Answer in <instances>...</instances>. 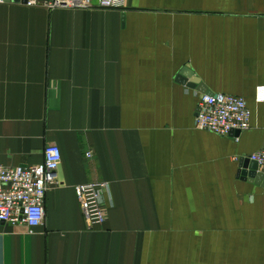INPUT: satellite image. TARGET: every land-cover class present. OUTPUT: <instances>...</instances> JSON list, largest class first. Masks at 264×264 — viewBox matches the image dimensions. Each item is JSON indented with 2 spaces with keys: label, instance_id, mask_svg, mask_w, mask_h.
Listing matches in <instances>:
<instances>
[{
  "label": "crops",
  "instance_id": "0c3cea01",
  "mask_svg": "<svg viewBox=\"0 0 264 264\" xmlns=\"http://www.w3.org/2000/svg\"><path fill=\"white\" fill-rule=\"evenodd\" d=\"M243 97L251 128L196 127L201 94ZM264 0H127L48 12L0 3V164L57 145L45 224L0 226V264H264V187L238 178L264 150ZM87 154H90L87 157ZM109 185L89 224L75 188Z\"/></svg>",
  "mask_w": 264,
  "mask_h": 264
},
{
  "label": "built area",
  "instance_id": "2783aa9c",
  "mask_svg": "<svg viewBox=\"0 0 264 264\" xmlns=\"http://www.w3.org/2000/svg\"><path fill=\"white\" fill-rule=\"evenodd\" d=\"M0 3L4 4L6 0H0ZM19 4L49 10H122L127 0H26L24 3L20 0ZM257 96L264 101V86L257 89ZM198 109L196 125L200 130L232 137L233 132L242 133L251 128V110L243 97L222 93L202 95ZM249 158L264 173V150ZM61 162V149L57 145H50L46 147L44 161L40 165L7 167L0 164V226L4 223L23 224L34 230L45 224L47 193L59 186L57 171ZM108 189L105 182L78 185L75 188L83 215L89 224L103 225L107 222L108 214L103 203Z\"/></svg>",
  "mask_w": 264,
  "mask_h": 264
},
{
  "label": "water",
  "instance_id": "95a60500",
  "mask_svg": "<svg viewBox=\"0 0 264 264\" xmlns=\"http://www.w3.org/2000/svg\"><path fill=\"white\" fill-rule=\"evenodd\" d=\"M26 0H23V3ZM6 3L19 4L20 0H6ZM177 82L184 85L192 90L199 92L201 95L212 96L215 93L210 91L206 85L201 83L200 79L195 77L194 73L189 69L185 68L181 74L177 77ZM199 109L197 110V112ZM197 115V114H196ZM241 132H233L232 137H239ZM238 178L243 181L254 183L258 186L264 187V173L259 170V166L256 162L250 158H242L239 162Z\"/></svg>",
  "mask_w": 264,
  "mask_h": 264
},
{
  "label": "rangeland",
  "instance_id": "374dc122",
  "mask_svg": "<svg viewBox=\"0 0 264 264\" xmlns=\"http://www.w3.org/2000/svg\"><path fill=\"white\" fill-rule=\"evenodd\" d=\"M27 7V6H26ZM28 8H40V9H44V10H46V11H48V12H54V11H57V9H55V10H49L48 8H45V7H28ZM222 94H224V93H222ZM225 95H228V94H225ZM228 96H234V95H228ZM235 97H239V96H235ZM197 112V111H196ZM196 127H197V125H196ZM199 129V128H198ZM222 137V136H221ZM261 151H263V150H260V151H258V153L259 152H261ZM255 153H257V152H255ZM254 154V153H253ZM87 157H89V154H87ZM94 183H100V182H91V183H86V184H94ZM81 185H84V184H81ZM108 187H109V185H108ZM108 191H109V189H108ZM76 192V191H75ZM108 194V192L105 194V197H106V195ZM78 202H79V199H78ZM79 204H80V202H79ZM103 205H104V207H105V209H106V211H107V214H108V219H109V211H110V209H111V207H108L107 206V200L106 201H104V203H103ZM108 221V220H107Z\"/></svg>",
  "mask_w": 264,
  "mask_h": 264
}]
</instances>
